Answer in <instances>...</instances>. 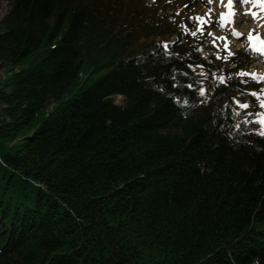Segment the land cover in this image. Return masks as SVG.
<instances>
[{"label":"trees","instance_id":"obj_1","mask_svg":"<svg viewBox=\"0 0 264 264\" xmlns=\"http://www.w3.org/2000/svg\"><path fill=\"white\" fill-rule=\"evenodd\" d=\"M133 10L10 0L0 264H264V136L245 87Z\"/></svg>","mask_w":264,"mask_h":264},{"label":"rangeland","instance_id":"obj_2","mask_svg":"<svg viewBox=\"0 0 264 264\" xmlns=\"http://www.w3.org/2000/svg\"><path fill=\"white\" fill-rule=\"evenodd\" d=\"M205 1L206 0H112V2H116L118 6L134 9L132 11L134 17L138 15L139 18L145 19L150 28L153 27V24H156L152 23V20H155V22L160 21L158 26H160L159 28L161 29L170 27L172 30L177 29L184 34H188L190 44L197 48L201 56L212 60L214 66L220 68V75H225L227 73L230 78L239 76L242 87H245L244 93H241L239 96V106L245 101L248 102L249 99L252 100V105H249L248 108L242 107L247 113L253 114L251 121H249V128L256 133L264 131V127L257 122L258 117L264 114V108L260 107V100H264V80L255 81L254 79H256L257 76L252 77L250 75L240 74L242 72H255L257 75L264 69L263 62L257 60L256 57L248 51L249 42L247 39L250 28L254 35L264 37L262 19L264 10L253 3V0H249L248 4L242 5L239 0H236L234 4L237 10H239L238 16L236 17L237 20H235L237 23L230 24L228 27L220 29L219 25L221 20L219 19V14L222 13V4L213 3L212 5H208ZM240 7H242V9H240ZM209 8L212 9L211 15L204 17L206 22L201 25V30L197 31V21L195 19H189V17H195L197 15L204 16L205 13H208ZM250 9L255 11L257 15L254 17V20L247 21L250 20V18L246 11ZM9 10L10 0H0V21ZM256 22L258 23L256 24ZM233 28L242 33V35L235 36V38L231 37L230 32ZM193 31L197 32L195 36L191 35ZM209 32L216 33L217 41L215 43H212L214 38L212 35L208 34ZM218 37H226V40L218 39ZM175 40V36L170 37L169 44L174 43ZM225 45H227V50L225 49ZM229 50L231 53H234V55H230ZM225 57L227 58L225 59ZM6 71L7 69L5 67L0 66V80L3 79ZM97 77L98 75H94L92 79L96 80ZM87 85H89V82ZM251 92H256L257 96L251 95ZM76 93L77 91L72 94V96L65 97L61 105L67 104L73 99ZM113 101L117 106L122 105L121 97H115ZM53 104V102L49 103L45 109L49 110ZM40 123L41 120L38 119L35 121L34 125L38 127Z\"/></svg>","mask_w":264,"mask_h":264},{"label":"snow or ice","instance_id":"obj_3","mask_svg":"<svg viewBox=\"0 0 264 264\" xmlns=\"http://www.w3.org/2000/svg\"><path fill=\"white\" fill-rule=\"evenodd\" d=\"M239 2L242 3V4H248L249 0H239ZM206 3L208 5H212L213 3H219V4H223L224 7L228 8V9H232V6L234 4V0H227L226 4L224 3V0H206ZM253 3H255L257 6H260L262 8V10H264V0H253ZM185 7H186V5H185ZM249 11L251 12V15L253 17H255L257 15L255 11H252L251 9ZM211 12H212V9L209 8L208 13H205L204 16L197 15L195 17H189V19H195L197 21V31H200L201 30V25L206 22L204 17L211 15ZM231 16H232V12L231 11L220 14L219 19L221 20V24H220L221 28L224 27V23L231 22V20H230ZM232 33H233V35H236V36L242 35V33L237 31L235 28L232 29ZM196 34H197L196 31L191 32V35H193V36H195ZM208 34L212 35V36L215 35L214 33H211V32H209ZM218 39L226 40V37H218ZM247 39H248V42H249V47L253 48V50H255V51L259 52V53L264 54V39H262L260 35H254V33L252 31H250L248 36H247ZM212 43H215V40H213ZM257 45H259V47H257ZM225 49L227 50V45H225ZM229 54L230 55H234V53H231L230 50H229ZM218 58H219V56H218ZM226 58L227 57H225V59ZM240 74L250 75L252 77H256V73L255 72H253V73L242 72ZM191 86L192 85H189V87H191ZM200 92L203 93L204 90L200 89ZM251 95L257 96V93L256 92H251ZM240 106L243 107V108H248L249 104H248L247 101H245ZM260 107L264 108V100H260ZM257 122L260 123L262 125V127H264V114H262L260 117H258ZM258 134L264 136V131H260Z\"/></svg>","mask_w":264,"mask_h":264},{"label":"bare ground","instance_id":"obj_4","mask_svg":"<svg viewBox=\"0 0 264 264\" xmlns=\"http://www.w3.org/2000/svg\"><path fill=\"white\" fill-rule=\"evenodd\" d=\"M206 2V1H205ZM247 12V15H249V18H250V20H247V21H251V20H254V17L251 15V12L250 11H246ZM245 14V13H244ZM249 18H247V19H249ZM237 20V19H236ZM233 22H235V20L233 21ZM229 25L227 24V22L226 23H224V27H228ZM250 28V27H249ZM252 29L250 28L249 29V32L251 31ZM248 33V32H247ZM215 35L213 36V40H215V42L217 41V35H216V33H214ZM231 34V33H230ZM257 47H259V45H257ZM261 57V59H263V60H260V61H262L263 62V64H264V56L262 55V56H260ZM262 66V65H261ZM263 68H264V66H263ZM257 77H256V79H254L255 81H260V80H264V69H262V71L259 73V74H257L256 75Z\"/></svg>","mask_w":264,"mask_h":264}]
</instances>
